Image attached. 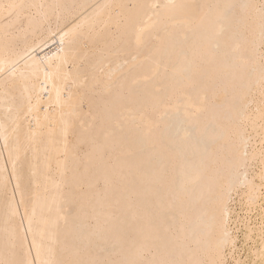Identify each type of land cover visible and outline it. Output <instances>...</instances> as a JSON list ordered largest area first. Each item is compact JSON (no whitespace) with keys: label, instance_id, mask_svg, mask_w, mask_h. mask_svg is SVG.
<instances>
[{"label":"bare ground","instance_id":"obj_1","mask_svg":"<svg viewBox=\"0 0 264 264\" xmlns=\"http://www.w3.org/2000/svg\"><path fill=\"white\" fill-rule=\"evenodd\" d=\"M102 182L127 243L78 222L70 264H264V0H0L3 264H54Z\"/></svg>","mask_w":264,"mask_h":264},{"label":"rangeland","instance_id":"obj_2","mask_svg":"<svg viewBox=\"0 0 264 264\" xmlns=\"http://www.w3.org/2000/svg\"><path fill=\"white\" fill-rule=\"evenodd\" d=\"M164 35H166V33H163L162 34V37L164 36ZM151 85V84H150ZM152 86H149V84H147V86H146V89H148L147 90V92H149V89L151 88ZM151 110V111H150ZM148 113L150 114V112H151V114H152V109H148ZM101 123V121H97L96 122V124L97 125H95V127L93 128V130H92V132L89 134L90 135V137L91 138H93L94 140H95V142L97 143V141H101V137H100V127L99 126H101V128L103 127V125L102 124H100ZM99 131H98V130ZM96 135V136H95ZM99 138V139H98ZM133 139H135L134 138V136H132L131 137V140L132 141H130V146H135V147H137L138 145H137V143H135V145H133L132 143H133V141H135V140H133ZM88 144H89V140L86 138V142L85 143H83L82 145H81V147H82V153H87L88 151H89V148H88ZM138 153V152H137ZM2 154H3V157L5 156V153L2 151ZM130 155L131 156H129L131 159L133 158V159H136L135 158V156H136V153H135V150L134 151H132V153H130ZM107 156H112V154H110L108 151H107ZM4 159L6 160L5 162H6V164H7V167H8V169H9V166H8V163H7V159H6V156L4 157ZM114 162H113V160H109V164L111 165V164H113ZM132 164H134L133 163V160H130V163H129V170L127 171L128 173H127V175H129L128 177L126 176L125 178H122V179H124V180H120V182H118V179L117 180H115V185L117 186V184H118V189H120L121 190V188L123 187V185H124V183L125 184H127V182H131V181H133V180H137V181H139V182H141V179H138L137 178V174L136 173H134V175H132V169H133V171L136 169L135 168V165H133V166H131ZM100 164H98V166H99ZM98 166H96V167H98ZM133 167V168H131V167ZM130 171V172H129ZM135 172V171H134ZM129 173H131V174H129ZM136 176V177H135ZM129 178V179H128ZM134 178H136V179H134ZM132 179V180H131ZM114 184H113V188L114 187H116ZM126 187H128V184H127V186ZM99 188V189H98ZM105 189L106 188V183H99V185H98V187H97V189L95 190L96 191V196H95V198H93V199H91L89 202H88V204L87 205H84V198H79V200H76V202H73L72 204H75V205H78L77 206V210H74V212L71 214V215H69L68 217H67V220L66 221H61L59 224H58V229L59 230H57L58 232H56V236L57 235H59V236H57L58 237V240H59V242H58V244H56V246L54 247L53 245H52V247H53V249L55 248V250L56 251H58V252H54V257H52V260H53V258H54V260L55 261H53V263L54 264H67V263H69L70 262V258H73L71 261L74 263V261L76 260L75 258H76V255H78L77 256V258L78 257H83L82 256V254H87L88 253V250H92L93 248H94V239L95 238H93V240H92V242L90 243V245L87 247V248H85V249H83V251L82 250H80L79 252L77 251H72V249H71V247H68V245L65 243V242H67V243H69V241L68 240H70V242H71V240H72V242L74 243V242H76V239H75V235H74V231H75V229L77 228V225H76V223H78V222H81V221H83V222H86L87 224H86V227H88L87 228V230L88 231H91V230H93L94 228H96L97 226H98V224H100V223H102L104 220H106L107 222L106 223H104L105 224V226H107V225H111V229H110V232H111V234H114L113 235V239L115 238H117L116 240L118 241H116L115 239V241L114 240H111V241H114V242H116L117 244L115 245V246H117L118 248H121V246H120V244H122V245H125L126 243H127V241L125 240V239H121V238H124L123 236H122V233H120V232H118V234H116L117 232V227L119 226V227H121V228H123L124 226H127V223L125 222V220L124 219H122V216L124 215V213H123V209H124V207L126 206V204H127V202L130 200V198H128V197H124V196H122V197H119V198H117V200H119V201H116V198H112L114 201L112 202L111 201V205L113 206H109V207H103L102 205H100L101 204V201L103 202L104 201V199H102V197L103 196H101V195H103V189ZM84 189H86V188H84ZM126 189V188H125ZM101 190H103V191H101ZM101 191V192H100ZM122 191V190H121ZM125 191V190H124ZM0 214H2V212H3V216H5L4 214H5V212H4V200H6L7 198H8V195L6 194V193H4V192H2L1 190H0ZM98 193V194H97ZM123 194H125V192H123ZM3 195V196H2ZM98 199H97V198ZM115 197H118V196H115ZM124 198V199H123ZM106 199V198H105ZM1 200H2V202H1ZM81 200V201H80ZM96 200V201H95ZM124 200V201H123ZM116 201V202H115ZM90 203V204H89ZM99 203V204H98ZM82 206H81V205ZM92 204V205H91ZM98 204V205H97ZM114 204V205H113ZM80 205V206H79ZM95 206V207H94ZM100 206V207H99ZM90 207V208H89ZM117 208V209H116ZM106 209V210H105ZM116 209V210H115ZM81 210H83V211H81ZM81 212V213H80ZM103 212V213H102ZM114 212V213H113ZM93 213V214H92ZM102 213V214H101ZM123 213V214H122ZM100 215V216H99ZM3 216H0V220H1V224H0V234H1V236H0V239H2L3 241H0V255L2 254V252H3V256L4 257H8V259H5L4 257H3V260L2 259H0V264H3V262H6L5 260H10L11 259V257H12V255H11V253H10V251L11 250H14L13 249V247L12 246H9V245H11L8 241H9V239H8V235L6 234V232H5V230H3V228L4 227H2L1 228V225H3V224H5V222L3 221V220H5L4 219V217ZM79 217V218H78ZM82 217V218H81ZM115 217V218H114ZM120 218V219H117V218ZM112 218H114V219H112ZM74 219V220H73ZM75 219H77V221H75ZM81 219V220H80ZM93 219V220H92ZM73 220V221H72ZM97 220V221H96ZM114 220V221H113ZM116 220H117V223H116ZM99 221H101V222H99ZM122 221V222H121ZM2 222H3V224H2ZM97 222V223H96ZM112 222V223H111ZM120 222V223H119ZM118 223L120 224V225H118ZM117 224V225H116ZM125 224V225H124ZM66 225V226H65ZM96 226V227H95ZM62 228V229H61ZM1 229L4 231V232H2L1 231ZM63 230H64V232H63ZM112 230V231H111ZM116 230V231H115ZM72 231V232H71ZM2 232V233H1ZM3 233H4V235L6 234L7 235V238H5L6 237V235H5V237H4V235H3ZM73 233V234H72ZM71 235V236H70ZM118 235V236H117ZM120 236V237H119ZM1 237H4V238H1ZM61 237H63V238H61ZM119 237V238H118ZM60 238V239H59ZM65 238V239H64ZM68 239V240H67ZM119 239V240H118ZM5 240H8V241H5ZM63 240V242H61ZM123 241V243L122 242H119V241ZM7 242V245L5 244V243ZM59 243H60V245H59ZM1 244H5L4 245V247L6 246L7 248H8V250L10 249V251H7V253H9L10 254V258H9V255L7 254H4L5 252L4 251H1L2 249L3 250H5V248L3 247V245H1ZM67 245V246H66ZM119 245V246H118ZM1 247H2V249H1ZM9 247H12V248H9ZM93 247V248H92ZM6 248V249H7ZM61 248V249H60ZM58 249H60V250H58ZM75 253V254H74ZM77 253V254H76ZM79 253H80V255H79ZM66 255V256H64V255ZM104 254V253H103ZM115 254V255H114ZM111 253V255L109 256V255H105V258L104 257H102V258H98V259H96V261H98V264H106V263H108V264H121V259H123L122 258V255H118V254H120L119 252L117 253ZM117 254V255H116ZM122 254V253H121ZM1 255V256H2ZM56 256H58V257H56ZM150 256V255H149ZM107 257H109V258H107ZM1 258V257H0ZM56 258H57V260H56ZM59 259V260H58ZM104 259V260H103ZM107 259H108V261H107ZM111 261H110V260ZM114 260V261H113ZM117 260V261H116ZM62 261V262H61ZM107 261V262H106ZM67 262V263H66ZM72 262H71V264H72ZM103 262V263H102ZM93 263V262H92ZM5 264V263H4ZM51 264H52V262H51ZM70 264V263H69ZM94 264V263H93ZM122 264H125V263H123L122 262Z\"/></svg>","mask_w":264,"mask_h":264}]
</instances>
